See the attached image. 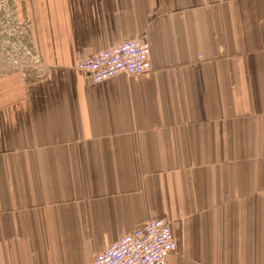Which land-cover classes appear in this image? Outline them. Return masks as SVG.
Listing matches in <instances>:
<instances>
[{"label": "crops", "instance_id": "1", "mask_svg": "<svg viewBox=\"0 0 264 264\" xmlns=\"http://www.w3.org/2000/svg\"><path fill=\"white\" fill-rule=\"evenodd\" d=\"M0 3L40 69L0 80V264H93L157 218L166 264H264V0ZM137 37L150 72L78 71Z\"/></svg>", "mask_w": 264, "mask_h": 264}, {"label": "built area", "instance_id": "2", "mask_svg": "<svg viewBox=\"0 0 264 264\" xmlns=\"http://www.w3.org/2000/svg\"><path fill=\"white\" fill-rule=\"evenodd\" d=\"M77 69L89 75L96 84L117 75L133 77L146 74L152 70L149 43L144 37L125 40L82 60ZM177 247L171 225L164 218H157L98 253L93 264H166L168 256Z\"/></svg>", "mask_w": 264, "mask_h": 264}, {"label": "rangeland", "instance_id": "3", "mask_svg": "<svg viewBox=\"0 0 264 264\" xmlns=\"http://www.w3.org/2000/svg\"><path fill=\"white\" fill-rule=\"evenodd\" d=\"M27 28L26 19L17 16L11 4L0 3V80L12 76L32 80L40 74L29 49ZM6 84L0 81V88H5Z\"/></svg>", "mask_w": 264, "mask_h": 264}]
</instances>
